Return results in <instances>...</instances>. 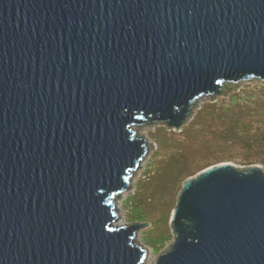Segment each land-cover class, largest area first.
<instances>
[{
  "label": "water",
  "instance_id": "water-1",
  "mask_svg": "<svg viewBox=\"0 0 264 264\" xmlns=\"http://www.w3.org/2000/svg\"><path fill=\"white\" fill-rule=\"evenodd\" d=\"M264 84V0H0V264H144L116 202L203 97ZM154 264H264V170L186 178Z\"/></svg>",
  "mask_w": 264,
  "mask_h": 264
},
{
  "label": "rangeland",
  "instance_id": "rangeland-1",
  "mask_svg": "<svg viewBox=\"0 0 264 264\" xmlns=\"http://www.w3.org/2000/svg\"><path fill=\"white\" fill-rule=\"evenodd\" d=\"M138 132L154 149L119 212L125 224L149 223L138 230L134 241L138 243V237L139 245L148 252L144 264H154L157 254L172 240L169 219L183 176L221 162L236 167L259 165L264 170V84L245 81L213 101L201 98L193 117L180 131L153 126ZM135 211L141 215L136 217Z\"/></svg>",
  "mask_w": 264,
  "mask_h": 264
},
{
  "label": "bare ground",
  "instance_id": "bare-ground-1",
  "mask_svg": "<svg viewBox=\"0 0 264 264\" xmlns=\"http://www.w3.org/2000/svg\"><path fill=\"white\" fill-rule=\"evenodd\" d=\"M148 156V155H147ZM147 159H145V161H146ZM144 161V162H145ZM141 168V167H140ZM137 174H139V171H138V173ZM137 176V175H136ZM136 176H134L133 177V183L131 182V187H134V180H135V178H136ZM127 196V191L126 192H124L121 196H120V198L118 199V201L116 202V206L119 208L118 210H121V204H122V200L125 198ZM125 224V222H124V215H121V213L119 212V218L115 221V223H114V225L116 226V227H119V226H122V225H124ZM136 240H137V242H138V244H141V242H140V240H139V238L137 237L136 238ZM150 252H149V257H150ZM151 258V257H150Z\"/></svg>",
  "mask_w": 264,
  "mask_h": 264
},
{
  "label": "trees",
  "instance_id": "trees-1",
  "mask_svg": "<svg viewBox=\"0 0 264 264\" xmlns=\"http://www.w3.org/2000/svg\"><path fill=\"white\" fill-rule=\"evenodd\" d=\"M208 166H209V165H205V166H203L200 170H202V169H204V168H206V167H208ZM165 170H166V169H165ZM193 170H194V168L191 167V173H192ZM200 170H199V171H200ZM161 171L163 172L164 169H162ZM166 172H168V171L166 170ZM195 173H196V172H195ZM195 173H193V174H190V173H189V175H185V176H183V178H182L181 181H180V184H181V183H182L187 177H189L190 175H194ZM140 211H141V210H140ZM140 211H139L140 214H137V213H136L137 211H135V216H136V217H139V216L141 215V212H140ZM163 244H164V242H163ZM163 247H164V245H163ZM163 247H162V248H163ZM162 248H161V249H162Z\"/></svg>",
  "mask_w": 264,
  "mask_h": 264
},
{
  "label": "built area",
  "instance_id": "built-area-1",
  "mask_svg": "<svg viewBox=\"0 0 264 264\" xmlns=\"http://www.w3.org/2000/svg\"><path fill=\"white\" fill-rule=\"evenodd\" d=\"M147 158V156L144 158V160L139 164V166H138V168H140L141 166H143L144 165V163L146 162L145 161V159ZM145 161V162H144ZM132 183H133V181H132ZM132 188V187H131ZM128 192H129V190H127V194H128ZM127 197V196H126ZM119 208L117 207V210H118ZM119 211L120 210H118V214H119Z\"/></svg>",
  "mask_w": 264,
  "mask_h": 264
}]
</instances>
